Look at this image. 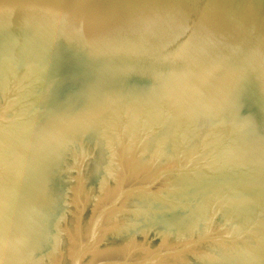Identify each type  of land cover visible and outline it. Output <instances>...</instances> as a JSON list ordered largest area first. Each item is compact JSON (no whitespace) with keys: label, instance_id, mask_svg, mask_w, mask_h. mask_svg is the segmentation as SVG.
<instances>
[{"label":"water","instance_id":"95a60500","mask_svg":"<svg viewBox=\"0 0 264 264\" xmlns=\"http://www.w3.org/2000/svg\"><path fill=\"white\" fill-rule=\"evenodd\" d=\"M0 264H264V0H0Z\"/></svg>","mask_w":264,"mask_h":264}]
</instances>
